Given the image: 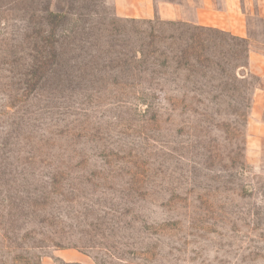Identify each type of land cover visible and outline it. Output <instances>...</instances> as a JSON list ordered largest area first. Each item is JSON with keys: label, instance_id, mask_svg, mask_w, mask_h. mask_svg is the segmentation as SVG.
<instances>
[{"label": "rangeland", "instance_id": "374dc122", "mask_svg": "<svg viewBox=\"0 0 264 264\" xmlns=\"http://www.w3.org/2000/svg\"><path fill=\"white\" fill-rule=\"evenodd\" d=\"M230 35L0 0V264H264L260 78Z\"/></svg>", "mask_w": 264, "mask_h": 264}, {"label": "crops", "instance_id": "0c3cea01", "mask_svg": "<svg viewBox=\"0 0 264 264\" xmlns=\"http://www.w3.org/2000/svg\"><path fill=\"white\" fill-rule=\"evenodd\" d=\"M114 7L121 18L183 22L249 41L248 68L260 78L253 96L252 118L264 129V0H256L254 6L247 0H222L221 4L216 0H114ZM256 19L262 21L261 26H256ZM259 33L263 35L261 41L253 36Z\"/></svg>", "mask_w": 264, "mask_h": 264}, {"label": "trees", "instance_id": "16d2710c", "mask_svg": "<svg viewBox=\"0 0 264 264\" xmlns=\"http://www.w3.org/2000/svg\"><path fill=\"white\" fill-rule=\"evenodd\" d=\"M229 35V34H228ZM231 36V35H230Z\"/></svg>", "mask_w": 264, "mask_h": 264}]
</instances>
